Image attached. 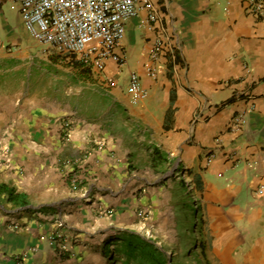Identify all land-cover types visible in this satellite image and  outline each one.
I'll return each instance as SVG.
<instances>
[{
    "label": "crops",
    "instance_id": "obj_1",
    "mask_svg": "<svg viewBox=\"0 0 264 264\" xmlns=\"http://www.w3.org/2000/svg\"><path fill=\"white\" fill-rule=\"evenodd\" d=\"M150 1L156 19L142 9L126 20L113 50L124 64L108 57L96 80L14 31L0 40V264L101 262L105 237L141 228L138 210H154L166 166L179 160L196 195L198 263L264 264V14L244 0ZM11 2L20 13L17 1L0 7ZM178 77L199 84L204 100ZM247 107L245 128L230 129ZM57 231L63 253L50 240Z\"/></svg>",
    "mask_w": 264,
    "mask_h": 264
},
{
    "label": "built area",
    "instance_id": "obj_2",
    "mask_svg": "<svg viewBox=\"0 0 264 264\" xmlns=\"http://www.w3.org/2000/svg\"><path fill=\"white\" fill-rule=\"evenodd\" d=\"M6 1V0H0ZM20 3V13L30 36L40 44L51 46L58 51L71 55L74 60L84 66L96 70L99 74L105 72V60L114 56L121 67L124 64V54H114V48L120 43L125 32V22L137 16L146 9L150 20L156 19L154 7L150 0H13ZM245 10L253 16L264 14V0H244ZM162 51V43L157 42L151 52V57L157 59ZM149 73L154 75L155 68ZM104 79L110 81L104 74ZM130 88L137 96H141L140 77L136 72L130 73ZM251 107L239 110L230 122V129L241 131L247 124V114ZM72 121L63 122L64 132L72 127ZM220 142V138L216 139ZM98 148L103 147L97 142ZM6 150V149H5ZM72 188L77 189L76 180ZM264 187L258 189L262 194ZM104 215L112 213L110 209L101 210ZM151 209H140L137 216L146 220ZM61 225V222H59ZM51 243L58 253L67 251L66 238L60 232L50 235ZM16 264H22L18 261Z\"/></svg>",
    "mask_w": 264,
    "mask_h": 264
},
{
    "label": "rangeland",
    "instance_id": "obj_3",
    "mask_svg": "<svg viewBox=\"0 0 264 264\" xmlns=\"http://www.w3.org/2000/svg\"><path fill=\"white\" fill-rule=\"evenodd\" d=\"M19 14L18 5L14 2L6 3L0 7V40L7 38V31H14L26 43H39L30 36ZM48 47L53 49V59L58 60V55L62 56L69 63L72 62L74 66H79L78 75L94 79L97 77L98 79L99 73L96 70L84 66L65 52L58 51L51 46ZM181 47L182 43H179V48ZM188 66L189 63L184 61L182 67L186 69ZM178 84L198 99L204 100L202 87L199 84H194L184 77H178ZM200 109L201 105L197 106L191 120L195 119V116L199 114L203 115ZM177 125L180 127V123ZM173 127L174 121L169 122L167 128L172 129ZM170 166L171 162L166 166V170H170L167 173L168 176L159 181L162 188L158 198H152L155 199L154 210H151L152 212L146 220L140 219L137 216L141 228L126 227L121 230H112L104 239L106 240L105 249L107 248V252L105 251L101 262L97 260L89 264H141L142 261L140 259L142 257L145 262H151V254L164 258L166 264H199L196 256L199 245L197 239L196 241L194 240V234L196 237L198 235L199 217L196 213L197 201L195 200L196 195L192 180L182 172L180 160L176 161L174 170ZM178 166L181 167L180 173H176ZM193 221L194 226H192ZM124 231L139 234L144 240L149 241L150 246L144 249L141 245L138 247L137 257H128L121 243L109 244L111 238L116 235L121 236ZM140 249L148 250L150 253L141 255L139 253Z\"/></svg>",
    "mask_w": 264,
    "mask_h": 264
},
{
    "label": "trees",
    "instance_id": "obj_4",
    "mask_svg": "<svg viewBox=\"0 0 264 264\" xmlns=\"http://www.w3.org/2000/svg\"><path fill=\"white\" fill-rule=\"evenodd\" d=\"M7 187L3 184H0V191L6 190ZM18 194L14 193L13 190L9 189L8 190V199L10 201H15V202H20L18 201ZM22 205L27 204L26 201H21ZM192 226H194V221L192 222ZM194 240L196 241V236L194 234ZM121 243L122 246L124 247V250L127 252L128 257H137L138 255V247L142 245V247L145 249L146 247L150 246L149 241L144 240L139 234L135 232H128L124 231L122 232L121 236H114L109 240V244H119ZM139 253L141 255H145L150 253L148 250H143L140 249ZM152 253V252H151ZM147 256V255H146ZM151 262H145L143 260V257L140 259L142 262L141 264H166V261L164 258H161L159 255H150Z\"/></svg>",
    "mask_w": 264,
    "mask_h": 264
}]
</instances>
